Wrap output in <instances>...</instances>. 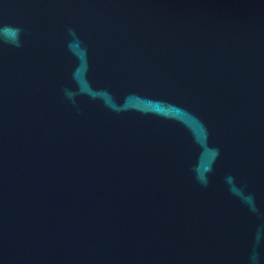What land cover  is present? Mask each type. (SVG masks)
Instances as JSON below:
<instances>
[{
	"label": "water",
	"instance_id": "water-1",
	"mask_svg": "<svg viewBox=\"0 0 264 264\" xmlns=\"http://www.w3.org/2000/svg\"><path fill=\"white\" fill-rule=\"evenodd\" d=\"M0 264H264V0H0Z\"/></svg>",
	"mask_w": 264,
	"mask_h": 264
}]
</instances>
